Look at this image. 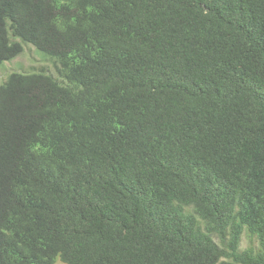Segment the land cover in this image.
Segmentation results:
<instances>
[{
	"label": "trees",
	"instance_id": "16d2710c",
	"mask_svg": "<svg viewBox=\"0 0 264 264\" xmlns=\"http://www.w3.org/2000/svg\"><path fill=\"white\" fill-rule=\"evenodd\" d=\"M29 44L0 264H264V0H0V66Z\"/></svg>",
	"mask_w": 264,
	"mask_h": 264
},
{
	"label": "rangeland",
	"instance_id": "374dc122",
	"mask_svg": "<svg viewBox=\"0 0 264 264\" xmlns=\"http://www.w3.org/2000/svg\"><path fill=\"white\" fill-rule=\"evenodd\" d=\"M36 52H38L36 47L29 44V46H25L24 52L17 55L14 59L6 61L3 65H1L0 82L4 80L6 75L12 70L30 71L33 70V68L37 69L41 66H48V68H50L51 62L44 61L43 57L41 58L39 54H41L42 52L39 54H37ZM241 245L242 247H246L248 245L258 247L259 242L257 238H253L252 240H250L247 236L243 235Z\"/></svg>",
	"mask_w": 264,
	"mask_h": 264
}]
</instances>
